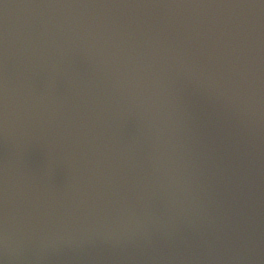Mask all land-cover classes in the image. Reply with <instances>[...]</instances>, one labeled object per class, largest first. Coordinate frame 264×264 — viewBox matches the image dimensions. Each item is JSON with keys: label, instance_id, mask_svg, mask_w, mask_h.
<instances>
[{"label": "water", "instance_id": "water-1", "mask_svg": "<svg viewBox=\"0 0 264 264\" xmlns=\"http://www.w3.org/2000/svg\"><path fill=\"white\" fill-rule=\"evenodd\" d=\"M0 264H264V0H0Z\"/></svg>", "mask_w": 264, "mask_h": 264}]
</instances>
